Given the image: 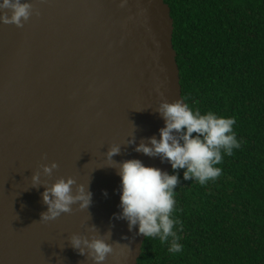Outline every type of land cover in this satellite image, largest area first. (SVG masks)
<instances>
[{"label":"water","instance_id":"1","mask_svg":"<svg viewBox=\"0 0 264 264\" xmlns=\"http://www.w3.org/2000/svg\"><path fill=\"white\" fill-rule=\"evenodd\" d=\"M27 2L33 12L22 27L0 23V264H92L68 238L88 237L90 224L103 234L110 222L114 251L104 264H136L144 237L112 219L120 177L104 153L121 145L114 161L171 171L133 150L159 138L162 100L184 101L169 8L164 0ZM36 172L49 186L69 176L89 183L92 204L40 220L47 207L44 185L32 187Z\"/></svg>","mask_w":264,"mask_h":264},{"label":"trees","instance_id":"2","mask_svg":"<svg viewBox=\"0 0 264 264\" xmlns=\"http://www.w3.org/2000/svg\"><path fill=\"white\" fill-rule=\"evenodd\" d=\"M164 2L184 101L235 118L240 147L204 185L176 170L182 251L144 238L136 264H264V0Z\"/></svg>","mask_w":264,"mask_h":264},{"label":"clouds","instance_id":"3","mask_svg":"<svg viewBox=\"0 0 264 264\" xmlns=\"http://www.w3.org/2000/svg\"><path fill=\"white\" fill-rule=\"evenodd\" d=\"M5 9L7 13L3 11ZM32 12L33 6L27 0H0V23L22 27ZM155 111L164 121L159 138L148 137L147 143L142 139L133 150L148 157H158L173 171L170 174L160 168L145 166L139 159L114 161L113 157L120 154L121 145L108 147L104 153L107 166L115 168L120 177V211L114 213L112 219L125 220L129 232L136 229L135 235L158 238L161 244L168 243V251L177 254L183 248L178 243L180 236L177 234L183 226L173 217L175 189L179 184L176 170H184V180H195L204 185L221 175L222 169L217 165L222 163L223 155L231 156L240 143L233 131L235 118L217 116L211 111L201 114L199 109L193 110L182 99L162 100ZM127 143L133 144L134 139ZM57 167L55 162L42 165V173L50 176ZM31 181L32 187L44 185L41 198L47 210L41 213L40 220L50 221L62 213H70L73 205L83 210L92 204L89 183L85 187L71 176L58 178L49 186L41 183L40 172H36ZM104 195L107 196V192ZM89 217L91 219L90 214ZM112 226L110 222L108 230L101 234L95 225L90 224L88 237L72 234L68 238L69 244L79 255L87 256L92 264H104L114 251L113 245L106 242L111 239Z\"/></svg>","mask_w":264,"mask_h":264}]
</instances>
